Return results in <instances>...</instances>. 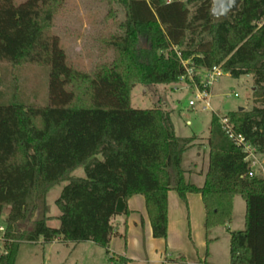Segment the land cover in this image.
Here are the masks:
<instances>
[{
	"label": "trees",
	"instance_id": "obj_1",
	"mask_svg": "<svg viewBox=\"0 0 264 264\" xmlns=\"http://www.w3.org/2000/svg\"><path fill=\"white\" fill-rule=\"evenodd\" d=\"M54 1L0 0V63L48 69L45 106L0 105V219L8 208L0 264H15L22 243L40 240L107 249L111 220L128 213L133 195L145 199L153 237L165 239L171 190L182 200L188 193L201 196L206 231L231 222L233 199L240 196L245 227L230 233L229 264H264V181L248 177L245 155L218 118L211 119L208 168L198 188L186 183L181 168L195 136L178 137L169 111L130 105L136 85L178 83L183 68L176 51L197 69L251 76L254 107L225 117L264 158V0H241L217 22L210 18L213 0H120L127 9L123 34L108 42L115 58L92 74L71 68L49 33L47 6ZM79 167L85 177L71 178ZM63 182L54 201L55 229L47 225V195ZM24 222L30 226L21 231L17 225Z\"/></svg>",
	"mask_w": 264,
	"mask_h": 264
},
{
	"label": "rangeland",
	"instance_id": "obj_2",
	"mask_svg": "<svg viewBox=\"0 0 264 264\" xmlns=\"http://www.w3.org/2000/svg\"><path fill=\"white\" fill-rule=\"evenodd\" d=\"M24 0H16L20 3ZM47 8L52 13L48 31L58 37L67 64L86 74L115 58V51L108 45L112 38L123 34L126 6L120 0H55ZM192 10V9H190ZM139 47H146L139 42ZM195 64L193 59H190ZM76 87V86H75ZM251 76L242 75L232 78L223 74L212 85L210 90L211 110H204L203 104L195 99V92L183 84L169 85H136L130 93V105L133 109L149 110L161 108L170 112L175 134L189 138L195 136V143L200 148L208 147L209 129L213 113L217 118L227 116L239 109L249 111L254 107L255 91ZM80 100L84 99L83 85L77 90ZM25 105L45 106L48 101V69L41 66L19 64L16 66L0 63V105L14 101ZM192 100L195 105L190 107ZM195 149L189 151L183 160L184 169L191 161H196ZM263 163L264 159L260 157ZM83 167L77 168L71 178H84ZM261 179L259 172L255 177ZM68 182L56 185L49 192L47 216L60 215L54 201ZM245 202L235 196L232 221L218 227L212 236L213 245L208 246V253L217 264H228L230 233L244 227ZM6 208L0 219L4 226ZM57 220V218H56ZM51 218L47 225L56 227L60 223ZM18 229L26 231L30 222L19 223ZM53 244L22 243L19 247L15 264H108L106 249L88 243ZM1 250V249H0Z\"/></svg>",
	"mask_w": 264,
	"mask_h": 264
},
{
	"label": "crops",
	"instance_id": "obj_3",
	"mask_svg": "<svg viewBox=\"0 0 264 264\" xmlns=\"http://www.w3.org/2000/svg\"><path fill=\"white\" fill-rule=\"evenodd\" d=\"M193 144L194 147L184 153L181 168L185 172L186 183L200 188L208 168L209 148H200L195 142ZM194 149L197 160L191 161L184 169V156ZM47 205L50 208L49 204ZM127 210V214L115 216L111 220L114 232L106 249L108 264H217L208 253V246L213 245L211 239L218 227L206 231V210L199 194L188 193L182 200L176 191H168L165 239L153 237L150 218L142 195L131 196L127 201ZM58 217L59 215L50 216L55 220ZM59 225L55 229H58ZM244 227L240 231H243ZM215 238L216 235H214ZM86 243L95 245L91 242Z\"/></svg>",
	"mask_w": 264,
	"mask_h": 264
},
{
	"label": "built area",
	"instance_id": "obj_4",
	"mask_svg": "<svg viewBox=\"0 0 264 264\" xmlns=\"http://www.w3.org/2000/svg\"><path fill=\"white\" fill-rule=\"evenodd\" d=\"M176 55L183 68V74L179 77L178 83L185 85V87L195 92V99L203 104L204 110H211L210 106V90L213 83L221 77L224 72L220 67H214L211 70L197 69L190 59H183L181 54L176 51ZM199 77V81L196 78ZM190 107L195 105L194 101L188 102ZM216 114V113H213ZM219 124L223 133L233 143V145L239 148L245 155V163L248 165V177L253 178L256 172L261 175V180L264 181V162L260 161V156L257 154L256 149L244 140L241 135H236L233 126L230 124L228 118L225 116L218 118ZM4 227L0 226V249L3 247L4 240L2 234Z\"/></svg>",
	"mask_w": 264,
	"mask_h": 264
},
{
	"label": "water",
	"instance_id": "obj_5",
	"mask_svg": "<svg viewBox=\"0 0 264 264\" xmlns=\"http://www.w3.org/2000/svg\"><path fill=\"white\" fill-rule=\"evenodd\" d=\"M240 4L241 0H213L210 18L214 22H217L221 19L227 20L231 13H234L238 10ZM238 111H243V109L241 108Z\"/></svg>",
	"mask_w": 264,
	"mask_h": 264
}]
</instances>
